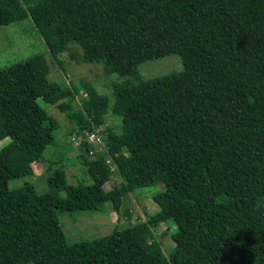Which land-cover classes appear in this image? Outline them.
Wrapping results in <instances>:
<instances>
[{
	"label": "trees",
	"instance_id": "obj_1",
	"mask_svg": "<svg viewBox=\"0 0 264 264\" xmlns=\"http://www.w3.org/2000/svg\"><path fill=\"white\" fill-rule=\"evenodd\" d=\"M25 19L61 69L90 64L123 79L112 101L80 80L87 97L75 109L39 54L0 69V264H264V0H0V25ZM170 54L182 70L141 76V62ZM41 102L68 112L73 136L106 133V151L79 144L90 183L46 161L56 164L46 191L8 187L55 144ZM109 112L119 131L104 126ZM112 176L121 181L106 189ZM150 186L156 215L67 240L58 211H119L122 194ZM169 219L165 256L152 229Z\"/></svg>",
	"mask_w": 264,
	"mask_h": 264
},
{
	"label": "rangeland",
	"instance_id": "obj_2",
	"mask_svg": "<svg viewBox=\"0 0 264 264\" xmlns=\"http://www.w3.org/2000/svg\"><path fill=\"white\" fill-rule=\"evenodd\" d=\"M28 1L35 2L37 0ZM36 54L42 57V63L51 80L71 86L73 97H67L64 100H70L75 109H79L80 102L87 97L84 88H77V90L73 88V85L80 86V80H88L99 93L106 95L111 101L113 100L110 90V84L114 79L112 75H103L99 66L90 64L74 65L65 62L66 70L61 69L48 53L43 36L33 28L30 19L0 25V69ZM182 68L181 58L177 54L146 60L138 65V71L145 79L167 75L180 71ZM41 104L47 107V112L57 121L58 128L53 132L55 144L45 148L43 158L32 164L31 175L9 180L8 187L13 189L25 183H32L39 193L46 191L48 189L47 177L56 167V164L47 166L46 161L54 163L59 161L65 169L69 183H90V178L80 162L79 144L75 143L73 139L74 128L68 118V112L59 111L56 105H46L43 102ZM104 126L119 131V118L109 112L105 116ZM120 181L119 177L112 176L105 188L109 189L113 185L119 184ZM155 193H157L156 186L136 188L122 194L119 211H115L109 202H105L101 210L97 212H81L70 215L68 212L58 211L57 217L70 243L89 240L107 235L115 228L121 229L136 221L147 220L156 215L159 212V207L152 199ZM173 230L174 226L170 219L152 229L153 240L159 245L165 256H169L174 247Z\"/></svg>",
	"mask_w": 264,
	"mask_h": 264
},
{
	"label": "built area",
	"instance_id": "obj_3",
	"mask_svg": "<svg viewBox=\"0 0 264 264\" xmlns=\"http://www.w3.org/2000/svg\"><path fill=\"white\" fill-rule=\"evenodd\" d=\"M98 132L97 130L87 131L84 137L74 136L73 139L77 144H80V142L83 140H86L89 143L93 144L96 149L92 151H106L104 136L100 134V132ZM92 151H90V153H92ZM105 162L107 165H109L111 171L114 172L115 170H117L116 165L113 163L111 156H107Z\"/></svg>",
	"mask_w": 264,
	"mask_h": 264
},
{
	"label": "clouds",
	"instance_id": "obj_4",
	"mask_svg": "<svg viewBox=\"0 0 264 264\" xmlns=\"http://www.w3.org/2000/svg\"><path fill=\"white\" fill-rule=\"evenodd\" d=\"M111 75H112V77H113L114 79H116V82H117V83L121 82V80L123 79V78H118V74H117V73H112Z\"/></svg>",
	"mask_w": 264,
	"mask_h": 264
}]
</instances>
